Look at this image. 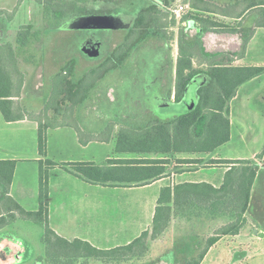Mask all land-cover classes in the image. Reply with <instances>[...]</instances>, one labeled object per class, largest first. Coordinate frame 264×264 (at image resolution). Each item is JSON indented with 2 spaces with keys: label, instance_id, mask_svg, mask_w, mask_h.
<instances>
[{
  "label": "crops",
  "instance_id": "obj_1",
  "mask_svg": "<svg viewBox=\"0 0 264 264\" xmlns=\"http://www.w3.org/2000/svg\"><path fill=\"white\" fill-rule=\"evenodd\" d=\"M27 1L28 0H0V36L6 35L4 34L6 32V28L4 27L7 26L5 22L7 16L10 14L12 15L13 12L17 13L25 6ZM30 1L31 4L36 6V0ZM161 1L162 0H146V3H149L147 7L151 4H156L159 9L164 12L165 9ZM248 1L251 0H182L183 4L188 6L189 10L187 12L190 16H198V18L209 19L210 21L225 19L233 22L241 21L244 17L247 18L250 11L259 9L252 8L248 10L246 7ZM37 4L40 6L38 2ZM235 6L237 7L235 8ZM233 7L235 9L232 11H236V13L225 14L229 13L230 11L228 12L227 10ZM185 21L186 20H182L180 25L187 26V28L193 27V29L198 32L200 29L198 23L195 24L194 22ZM223 24L226 26H233L232 23L225 22ZM244 26L243 24L236 29L226 27L225 30L229 31L226 32V34L225 32L220 34L211 32L202 35L201 41L198 40V42L200 44V55L204 59L201 58L199 63L193 61V68L204 71L210 66L211 61L218 57L230 59L232 67H264V26L258 24L254 19L249 27V36L242 54L236 55L235 53L236 49L241 44V37L239 38V35H237L238 29ZM217 40L223 41H218L217 43ZM224 41L228 43V46L230 44L234 46V49L231 52L222 51L218 53L216 51L217 45L221 46V43ZM0 46H3L2 39H0ZM176 62L177 60L172 70L174 81ZM195 65H197V67H195ZM17 67L19 69V64ZM19 71L24 77V73L21 70ZM197 81L199 82V87H201L208 82V77L204 73L198 74L192 79L190 84H194ZM189 85L186 89V93ZM25 90L23 82V89L19 97L12 98L14 102L13 110L15 114L21 117V120L7 122L0 110V162H15L12 181L8 191L4 190L2 185H0V205L6 197L15 201L25 211H36L39 205V161L45 162L46 160L51 161V159H54L51 162L55 163L57 166L48 171V199L49 191L52 188L56 190V192H60L64 195H67L68 189H71L72 196L69 201L71 208L66 205V210L62 215L54 216L55 211L52 212L47 207V222L49 228L53 230L56 235L67 241H85L100 250L126 246L139 237L137 228L138 211L144 212L148 208L152 211L150 212L153 215L162 188L185 183H205L212 186L214 189H219L223 185L226 172L231 167L230 165L206 166L204 164L193 171L186 170L182 173H174L173 170H169L170 176L143 187H104L88 183L67 173L60 165L92 163L96 166L103 167L106 165L104 164L105 161L113 159H106V155H103L100 160L97 158L99 155V148L111 146V138L100 137V134L105 128L106 118L105 121L94 119L83 122V118H85V109H74L72 112L74 117H76L75 119H77L78 116L81 117L80 119L78 118L79 122L77 121L78 123L74 125L61 121L66 117L64 111L61 110V112L57 114L53 108H49L46 112V117L50 121L51 126H48L46 130L45 153L43 156H40L38 152L39 123L36 120V116L44 115L45 100L49 97L43 98V103L38 101V107L26 105L24 102ZM174 92H172L173 95L170 93L166 101L168 107H178L181 105H187L186 107H188V105L196 99V93H194V100H192L190 104L187 103V101H185V93L182 101L176 103ZM171 95L173 100L171 99ZM86 101L89 102V99L87 98ZM186 109L187 108H185V110ZM52 115L57 119L59 118L57 122L52 121L54 119V117H51ZM228 119L230 123V136L228 142L215 149L212 153L198 154L190 158L203 159L204 162L209 159L255 162V164H258L259 169L251 187L248 205L243 215V222L240 230L236 234L230 233L218 236L217 240L211 246L203 249L205 250V254L199 264H264V166H260L259 164L262 163L256 160L258 155L264 154V138H262L264 134V74L244 83L237 89L234 98L228 104ZM169 120L170 119L157 121ZM199 123H201L200 126ZM205 123L206 119H204V117L198 120L194 126L196 136H201L203 134ZM136 129L137 128H135L134 131H136ZM84 132H91V134L86 135ZM52 134H59L53 151L49 140ZM259 135H262L261 138H258ZM234 140L237 142V145L244 146L245 148L261 140L262 142L260 145L262 148L252 149L249 156H247L243 152L230 149L231 146L234 145ZM224 147L226 148L224 153L223 151H219ZM112 148L116 154L134 155V157L129 159L138 158V154L136 153H118L116 151V143ZM52 153L59 157L58 159L60 160L58 162H55L56 158L52 156ZM175 156H179L176 157L178 159L189 158L178 154ZM155 158H169L170 161L171 156L155 155V157L151 159ZM168 169H170V167ZM181 170L184 171V169ZM207 172L210 173L206 175ZM203 173L205 175H202ZM53 174L56 176L55 181L52 178V176H54ZM154 186H158V189L154 191L153 195L151 197L142 198L140 201L134 196H120L116 209L119 221L117 224L111 226L108 224L109 221L105 224L106 208H104V202L101 197L105 194L106 190L134 192L136 188L145 190L153 188ZM138 201L140 203H138ZM181 218L184 219L185 217ZM193 219H196V221H204L205 223L200 225L198 222L196 226L198 228L193 227L194 231L200 228L202 230L203 225L209 226L221 223L220 227H222L230 222V220L225 217L212 218L203 210H201L198 215L194 216ZM24 222L26 224H24ZM23 226L29 228L32 226V222L17 219L12 224L0 230V264H18L23 255L33 251V247L31 248L29 243L28 232L19 229ZM108 226L111 231L106 235V233L109 232L106 231ZM170 226L171 225H169L165 232L170 229ZM144 231L148 230L144 228L142 232ZM43 251V249L37 246L36 250L33 252H35V255H37L36 252L42 255Z\"/></svg>",
  "mask_w": 264,
  "mask_h": 264
},
{
  "label": "trees",
  "instance_id": "obj_2",
  "mask_svg": "<svg viewBox=\"0 0 264 264\" xmlns=\"http://www.w3.org/2000/svg\"><path fill=\"white\" fill-rule=\"evenodd\" d=\"M89 1L109 4L118 0H39L37 2L42 8L45 26L49 27L74 16L78 12L79 6ZM246 7L248 10L259 8L264 13V0L248 1ZM235 8L228 9L227 11L230 12L225 14H230ZM164 14L156 4H151L141 10L124 41L102 63L101 67L107 72L120 67L140 41L148 36H159L161 34L159 24L165 18ZM190 17L195 24L198 23L203 28L218 29V27H223L209 19L198 18V16ZM258 24L264 26V18L262 21H258ZM201 32L200 28L198 36H201ZM41 33L40 30L32 31L31 26H26L18 32L15 47L0 46V51L3 53L0 54V110L7 122L21 120V117L13 110L14 102L12 101V98L19 97L23 86V75L17 67L15 50L21 51L34 42H40ZM199 50L198 41L191 47H184L180 44L175 69L174 97L176 103L182 101L188 85L196 75L204 73L208 77V82L197 89L196 99L188 105L183 114L169 121H155L143 129L137 128L136 131L120 132L117 137L116 151L118 153L154 154L167 157L176 154L187 155L189 158L176 159L178 164L174 170L175 173L186 171L179 169L181 165H230L231 167L225 174L223 185L219 189H214L205 183H185L162 188L153 217L152 231L142 232L139 237L126 246L100 250L85 241H67L49 228L47 222L48 171L57 165L48 160L39 161L38 209L33 212L25 211L15 201L6 197L0 205V230L17 219L38 224L43 229L40 241L44 247V255L38 258L37 264L43 262L59 264L62 259H66L64 264H74L77 261H83V264H88L89 261L129 262L132 259L144 257L148 251V242L159 238L169 227L173 218L191 217L196 211L199 214L201 210L212 218L225 217L230 220L227 225L222 226L213 237L208 239L206 247L211 246L218 236L236 234L240 230L251 187L259 169L258 164L213 159L204 162L203 159L190 157L212 153L228 142L230 136L228 104L241 85L264 74V67H232L230 59L218 57L211 61L206 70L194 69L193 61L195 62L197 59ZM8 62L11 67L7 68ZM74 65L75 62L70 61L62 68L61 73L54 77L56 82L52 90L54 98L49 96L45 100L44 115L36 116L39 123L38 152L40 156L45 153L46 130L48 126H51L46 112L49 108H53L57 114L61 112V108H56L51 103L52 99L62 97V103L71 102V107L78 109L87 100L89 89L93 85L85 84L83 79L76 83L67 81L66 75L70 76L73 73ZM202 117L206 119L204 131L201 136H196L194 126ZM256 160L264 166L263 153L258 155ZM60 166L67 173L83 181L104 187H143L170 176L169 158L151 159L144 156L135 159H110L103 167L92 163L62 164ZM14 168L15 162L13 161L0 162V185L6 191L10 187ZM204 254L205 250H202L195 259L190 260L187 264H199Z\"/></svg>",
  "mask_w": 264,
  "mask_h": 264
},
{
  "label": "rangeland",
  "instance_id": "obj_3",
  "mask_svg": "<svg viewBox=\"0 0 264 264\" xmlns=\"http://www.w3.org/2000/svg\"><path fill=\"white\" fill-rule=\"evenodd\" d=\"M37 1L39 0H36V6H34L31 4V1L28 0L25 6L17 13L13 12L12 15L10 14L7 16L5 20L7 26L4 27L6 28V32L4 33L6 35L0 36L4 47L10 45L15 47L16 36L21 28L26 27L25 25H30L32 31L40 30L42 32L40 42H34L21 51L18 49L15 50L17 57L16 63L17 65L19 64V70L25 75L23 77L26 89L25 104L38 107V101L42 102L43 98L52 96L53 87L56 85L54 77L61 73L62 68L68 65L70 61H74L73 73L70 76L66 75L67 81L76 83L78 80L83 79L85 84H93L88 92L89 102L86 101L78 108L85 109V118H83V122L94 119L105 121L106 118L105 128L100 134V137L111 138L112 141L110 144L112 147L117 142V137L122 131L131 132L134 131L135 128L143 129V127H147L152 122L157 120H171L186 111L185 108H187V105L168 107L166 103L170 93L174 92L175 81L172 76V70L178 58L180 44L184 47H191L196 41H201L202 35L211 32H215V34L225 32L226 34V32H229L225 30L226 27L236 29L244 24V29H238L237 35H239V38L241 37V44L235 51L236 55H241L249 36V27L252 24V20L254 19L258 22L262 21L264 18L262 10L255 9L249 12L250 14L247 18L244 17L238 22L227 21L225 19L211 20L223 27H218V29H213L211 27L210 29V27L203 28V26L200 25L202 32L201 36H198V32H196L193 27L187 28V26L180 25L182 20H186L185 22H193L187 12L188 10H184L179 18H176L175 15L171 13V10L183 4L182 0H162L161 2L165 9V18H163L159 24V31L161 34L159 36H148L140 41L131 50L129 57L122 66L107 72L101 67L102 63L124 41L127 32L134 25L139 12L146 8L149 3H146V0H118L116 3L109 4L89 1L87 4L81 5L77 14L72 16L69 20L62 21L54 26L46 27L42 20V8L37 4ZM233 13H236V11L231 12V14ZM225 22L232 23L233 26H226L223 24ZM218 41L222 42L223 40H217V43ZM233 49L234 46L231 44L228 46V43L224 41L221 43V46L217 45L216 51L218 53L222 51L231 52ZM5 53L6 51L4 54ZM0 54L3 53L0 51ZM201 58L204 59L199 51V53L197 52V59H195V62L199 63ZM6 67H11L10 62L7 63ZM195 67H197V65H195ZM198 87V81L189 85L185 95V101H187V103L190 104V102L194 100V93H196V88ZM22 89L23 86L21 91ZM172 95L171 99L173 98ZM52 98H54V96H52ZM61 99L62 97L52 99L51 102L56 108H61V110L64 111V115L66 114L65 119L61 121L74 125L77 124L81 117L78 116L77 119H75L76 117H74L72 112L74 108L71 107V102L62 103ZM51 117H54L52 121L57 122L59 119L55 118L53 115ZM201 123H199V126ZM84 133L86 135L91 134V132ZM58 136L59 134H52L50 136L49 140L51 142L52 151L57 142L56 140L59 138ZM261 136L262 135H259L258 138H261ZM262 138H264V134ZM261 142V140L258 143L254 142L253 145H249L245 148L244 146L237 145V142L234 140V145L231 146L230 149L243 152L245 155L249 156L252 149L262 148L260 145ZM111 146L99 148L98 160L102 159L103 155H106V159H129L134 157V155L130 154H116ZM221 149L222 150L219 151H223V153L226 151L225 147ZM219 151L218 153L220 154ZM52 156L56 158L55 162L60 160L58 159L59 157L53 153ZM137 156L138 158L144 156L149 158L155 157L154 154H138ZM184 156L188 157L187 155ZM176 157L179 156H171L170 159L171 164L169 170H173V172L178 164L176 161L178 158ZM52 160L54 159H51V161ZM106 163L107 161L104 162V164ZM259 165L263 166L262 164ZM198 167L199 166H180L181 169L187 171H193ZM209 173L210 172H207L206 175ZM202 175L205 174L203 173ZM52 178L55 181L56 176L54 175ZM157 189L158 186L145 190L136 188L134 192L106 190L105 194L101 197L104 202V208H106L105 224L109 221L108 224L111 226L117 224L119 221L116 209L120 196H134L140 201L142 198L151 197ZM49 192L48 208L52 212L55 211L54 216L62 215L66 210V205L71 208L69 203L72 196L71 189H68L67 195L56 192L53 188ZM139 201L138 203H140ZM147 209L144 212L138 211L137 213L138 236L141 235L142 229L144 228L149 232L152 231L154 214L152 215V211ZM196 212L194 216L198 214V212ZM194 216L185 217L184 219L181 217L173 218L170 223V229L167 230L168 232L166 231L159 238L148 242V251L145 253L144 257L132 259L124 263H103L187 264L190 260L198 256L207 246L208 239L214 236L221 228V223L209 226L203 225V229H197L196 233L193 227L198 228L196 227L198 222L200 225L205 223L200 220L196 221V219H193ZM24 224L26 223L24 222ZM109 226L106 229V231H109L106 235L111 231ZM111 228L114 229L113 227ZM19 229L28 232L29 243L31 248L33 247V251L36 250L37 246L44 250L40 242L43 229L38 224L32 223V226L29 228L23 226ZM33 251L23 255L18 264H37L38 258L44 255V251L42 255H39L37 252V255H35ZM82 262L83 261H77L74 264H83ZM64 263H66V259H62L59 264ZM103 263L89 261L88 264ZM42 264L47 263L43 262Z\"/></svg>",
  "mask_w": 264,
  "mask_h": 264
},
{
  "label": "built area",
  "instance_id": "obj_4",
  "mask_svg": "<svg viewBox=\"0 0 264 264\" xmlns=\"http://www.w3.org/2000/svg\"><path fill=\"white\" fill-rule=\"evenodd\" d=\"M184 10H189L187 5L184 4H180L177 7H175L173 10H171V13L173 15H175V17H180V14L184 11Z\"/></svg>",
  "mask_w": 264,
  "mask_h": 264
}]
</instances>
